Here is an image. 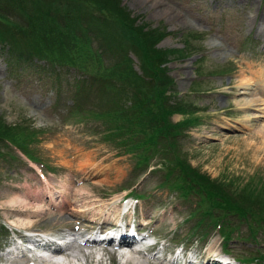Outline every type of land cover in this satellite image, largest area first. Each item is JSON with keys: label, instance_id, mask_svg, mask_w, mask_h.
Wrapping results in <instances>:
<instances>
[{"label": "rangeland", "instance_id": "1", "mask_svg": "<svg viewBox=\"0 0 264 264\" xmlns=\"http://www.w3.org/2000/svg\"><path fill=\"white\" fill-rule=\"evenodd\" d=\"M120 5L137 18L138 24L145 22L168 33L158 46L187 49L186 56L167 63L168 74L173 78L167 93L189 103L193 115L199 117L198 123L181 129V153L194 167L223 179L235 191L256 185L264 193V115L252 117L255 113L264 114V0H120ZM9 48L8 41L0 40V115L6 123L20 126L23 131L34 129L25 142L42 164L17 157L19 150L5 142L0 147V244L9 233L3 225H9L14 218H25L4 217L1 210L8 213L9 208L17 209V195L23 192L41 193V201L33 209H42L39 217L46 216L44 220H30L33 228L48 230L69 224L82 228L90 217L53 221L49 202L52 195L56 205L72 202L80 195L83 200L86 195L98 198L103 212L97 217V225L93 224L97 229L103 220L114 222L118 217L120 198L127 191L123 187L138 177L133 187L144 197L132 200L136 203V223L158 228L163 246L184 243L192 251L198 250L197 260L210 251L223 253L222 237L211 225L203 238L197 235L199 228L192 229L200 217L198 213L188 217L194 197L184 201L167 186L158 185L162 176L150 173L158 166L157 158L151 157L146 167L136 169V175L130 176L135 151H129V155L125 147L102 138L105 122L88 117L89 107L95 108L91 92L89 103L81 100L87 109L85 116L70 114L77 74L66 72L58 76L59 67L7 64ZM130 58L133 68L141 72L136 55L130 53ZM242 81L252 86L250 93H239L245 89L240 88ZM247 97L254 98V108L241 101ZM185 116L173 113L170 120L177 122ZM95 125L98 132L92 131ZM12 193L17 195L10 196ZM129 211L132 218V210ZM230 237V258L249 256L257 250L264 252V234L260 230L253 235L246 224H240ZM111 247L100 251L107 256L105 264H133L126 262L129 256L125 253L118 252V258L117 250ZM81 248L72 257L74 261L96 264L87 252L97 246L88 244ZM133 259L139 264H164L145 255Z\"/></svg>", "mask_w": 264, "mask_h": 264}, {"label": "trees", "instance_id": "2", "mask_svg": "<svg viewBox=\"0 0 264 264\" xmlns=\"http://www.w3.org/2000/svg\"><path fill=\"white\" fill-rule=\"evenodd\" d=\"M136 20L120 0H0V40L10 44L7 64L38 61L42 68H61L58 76L77 74L70 114L85 116L81 100L89 103L91 92L95 108L89 107L88 117L105 122L102 138L135 151V169L157 158L152 173L162 176L159 185L183 200L196 197L190 216L200 217L193 229L201 228L204 235L208 225L216 227L224 247L240 224L253 235L259 230L264 234V193L256 185L235 191L181 153V129L198 123L199 117L189 103L167 93L173 85L167 63L186 56L187 49L158 46L168 33ZM130 53L136 55L141 72L133 68ZM173 113L186 116L173 122ZM96 126L92 131H99ZM19 127L0 116V146L10 141L31 156L25 139L34 129ZM241 260L263 264L264 254L256 251Z\"/></svg>", "mask_w": 264, "mask_h": 264}, {"label": "bare ground", "instance_id": "3", "mask_svg": "<svg viewBox=\"0 0 264 264\" xmlns=\"http://www.w3.org/2000/svg\"><path fill=\"white\" fill-rule=\"evenodd\" d=\"M241 83L242 84L240 85V88L244 87L245 89L240 90L239 93H250L249 89H252V86H250L249 83L247 84L244 81H242ZM241 101H244V103H243L244 105H249V106L253 105L252 107L254 108V105H255L254 104V98H248L247 97ZM239 103H240V101H239ZM263 115L264 114H262V113H258V114L255 113V114H253L252 117H262ZM3 193L8 195V192H3ZM40 194H41L40 192L37 193V192H29V191L23 192L20 195L12 193L10 196H12V195L16 196L17 195L18 198H20L17 200L18 203H16V206H19V207L17 209H14V207L11 206L13 208H9L8 213L6 211H4L2 208L1 211H2L3 216L4 217H10L11 216V218H12V217L22 215L21 217H25L23 220H18L16 218H14V220L11 222L13 225L18 226V227H32L34 224L30 220L31 217L34 219V221L44 220L43 217L46 216L45 214L39 217V214H41L43 212V210L39 209V208L33 209L34 206L41 201ZM98 200H99L98 198L91 199L87 195L83 200V197L80 195L74 201H72L70 203L66 204V203L62 202L60 205H54L53 198H52V220L60 222V221H64L68 217H71V218H73V217H76V218L85 217L86 218L88 215H90V217L88 218L89 223H96L95 219L103 212V210H102L103 204H97ZM9 201H10L9 205H12L13 200L10 198ZM8 215H10V216H8ZM88 225H91V224H88ZM85 242L90 243V244H93V243L97 244L96 242L90 241L89 239H86ZM130 251H131L130 253L134 252L132 250H130ZM74 256H76V255H74ZM16 261L19 263L20 260H16ZM16 261L10 262V264H16ZM131 261L133 262V264H139V261H135L131 256H129L126 262H131ZM51 264H53V263H51Z\"/></svg>", "mask_w": 264, "mask_h": 264}]
</instances>
